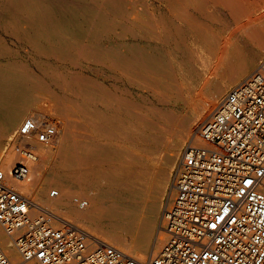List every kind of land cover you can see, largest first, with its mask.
<instances>
[{
  "label": "bare ground",
  "instance_id": "obj_1",
  "mask_svg": "<svg viewBox=\"0 0 264 264\" xmlns=\"http://www.w3.org/2000/svg\"><path fill=\"white\" fill-rule=\"evenodd\" d=\"M257 1L0 0V139L10 142L5 151L0 149V166L9 173L18 162L12 141L24 118L42 121L57 110L65 118H55L57 147L39 146L32 180L17 182L33 209H51L37 195L53 184L59 187L58 198L64 196L60 205L68 209L70 191L78 188L91 205L75 216L57 211L59 219L86 224L85 230L101 233L104 237L95 235L133 257L157 254L167 240L160 232L157 237V220L180 144L191 134L190 144H199L197 125L206 112L264 55V36L248 57H243L239 37L229 40L231 22L246 20ZM4 35L27 43L29 53L8 47ZM78 56L102 66L108 73L105 80L70 68ZM51 58L55 60L49 62ZM214 63L215 74L206 75L209 98L191 116L177 118L157 107L153 99L180 98L194 75L211 71ZM51 103L57 110L49 113ZM174 120L178 140L162 157L161 167L151 172L146 164L156 158L152 144ZM59 152L61 165L47 169ZM12 185L16 189L14 181ZM129 232L137 234L135 240ZM0 248L13 263L22 261L1 225Z\"/></svg>",
  "mask_w": 264,
  "mask_h": 264
},
{
  "label": "built area",
  "instance_id": "obj_2",
  "mask_svg": "<svg viewBox=\"0 0 264 264\" xmlns=\"http://www.w3.org/2000/svg\"><path fill=\"white\" fill-rule=\"evenodd\" d=\"M58 129L50 116L27 118L12 141L18 162L9 173L0 166V225L22 257L18 264H264V58L202 123L206 144L182 152L160 218L167 240L145 259L59 219L54 210L39 207L34 216L31 199L14 188L13 181L32 180L38 147L52 146ZM73 202L89 206L80 196ZM0 264H14L2 248Z\"/></svg>",
  "mask_w": 264,
  "mask_h": 264
},
{
  "label": "rangeland",
  "instance_id": "obj_3",
  "mask_svg": "<svg viewBox=\"0 0 264 264\" xmlns=\"http://www.w3.org/2000/svg\"><path fill=\"white\" fill-rule=\"evenodd\" d=\"M261 2V3H260ZM255 9V10H254ZM257 9V10H256ZM264 0H258L257 3L254 5V7L252 8L251 10V14L248 15V17L246 16V20L245 17L242 18L241 20L239 21H233L231 22L232 23V28L229 32L231 33L232 31V35L231 38L229 36V40L232 41L233 39L239 37V40L238 42L240 43V47H243V57H248L251 55V50L252 48H257L260 40L259 38H261L262 36H264ZM251 19V20H250ZM253 19V20H252ZM258 19V20H257ZM243 21V22H242ZM255 21V22H254ZM248 24V25H247ZM252 24H253V27H252ZM255 24V25H254ZM244 26L246 27L245 30H244ZM251 28H250V27ZM255 26V27H254ZM248 28V30H247ZM246 30L248 32H246ZM245 31V32H244ZM257 33V34H256ZM246 34V35H245ZM248 35V36H247ZM237 36V37H236ZM258 36V37H257ZM4 38L6 39L7 43L6 45L8 47H10L11 49H14L15 50H19L22 54H25L27 55L30 51V48L28 46L27 43L25 42H20L17 38L15 37H10V36H6L4 35ZM256 40V41H255ZM37 60H40V57L39 56H35ZM264 58V55H262L261 57V60L260 62L258 63V65L256 66V68L260 65L261 61L263 60ZM45 60V59H44ZM55 59H48L49 62H53ZM240 59H236V62H238ZM78 61V62H77ZM77 61L76 63L74 64H69V67L72 68L73 70L75 71H78V72H83L85 73L86 75H89L90 78L92 79H98L100 82H103L105 80V78L108 76V73L106 72V70L102 67V66H97L96 64H94L91 60L85 58L84 60V57H77ZM219 64V62H218ZM217 63H214V65L212 66V70L211 71H207V69H203L202 72H199L197 74L194 75V77L191 79V81L189 82L190 86L188 87V89L184 90L183 91V96H181L180 98H176V97H171V98H166L163 99V100H156V99H153L157 105V107L162 111V112H172L176 115L177 118H183V117H189L191 116L195 110H196V106H198L199 104H202L204 102H206L209 98V95H210V89L208 88V82L206 80V75H210L209 73H211L212 75L215 74V68H217L218 66ZM89 65V66H88ZM217 65V66H216ZM81 67V68H80ZM253 69L252 71H250L247 75H245L238 83L232 85L230 87V89L228 90V92L226 93L225 97L227 96V94L229 93V91L234 88L236 85H238L239 83L243 82L246 78H248L253 72L254 70ZM87 69V70H86ZM214 71V72H212ZM95 72V73H94ZM106 75V76H105ZM206 81V82H205ZM107 84H110L111 85V88H113V84H114V81L112 80H109L107 82ZM119 85L123 86L122 85V82H119L118 83ZM203 88V89H201ZM201 90V91H200ZM188 91V92H187ZM207 91V92H206ZM197 95H196V94ZM195 94V95H194ZM205 94V95H204ZM188 95V96H187ZM199 97V99H198ZM224 97V98H225ZM190 98V99H189ZM202 98V99H201ZM198 99V100H197ZM164 100L167 102H164ZM224 100V99H223ZM55 103H51L50 106L46 107V109L49 111V113L51 112H54L56 109V107L54 106ZM196 104V105H195ZM194 107H193V106ZM53 108H52V107ZM219 106V104H216L215 106L211 107L207 112L206 114L204 115V117L202 118V120L200 121V124H198L197 126H201V124L204 122V120L206 118H208L207 116H209L217 107ZM216 107V108H215ZM214 108V109H213ZM55 109V110H54ZM56 114H53V115H50V117L52 118H57L59 120H63L65 118L62 117V115L57 111H55ZM209 113V114H208ZM207 115V116H206ZM61 116V117H60ZM28 118V117H26ZM24 118L19 126H18V129L19 127L21 126V124L23 123V121L26 119ZM61 118V119H60ZM63 118V119H62ZM174 123V124H173ZM176 120L174 121H171V122H167L166 123V127L168 130H165L163 129L159 135H160V140L156 143H153L152 144V147L153 149L156 150V158L155 159H150L147 161V167L149 169V171L151 172H156L160 167H161V159L162 157H164L165 154L171 152L172 148H174V145L176 144L177 142V132H176ZM165 124V123H164ZM196 126V127H197ZM169 127V128H168ZM174 127V128H173ZM197 127V128H198ZM176 132V133H175ZM165 141H164V140ZM200 140L197 142L198 145H205V142L203 141L202 138H199ZM8 140V137H4L2 139H0V149L3 151H5V149L7 148V146H9L10 142L7 141ZM186 142L185 140L180 144V147L178 149V158L180 160V157L182 152L184 151V149L190 144V142H192V134L190 135L189 138H186ZM54 147H57V139H56V143L53 144ZM52 145V147H53ZM50 147V146H49ZM57 158H56V162H52V163H49L46 165L47 169H52L54 166L58 165L60 166L61 165V157H62V154L59 152L57 154ZM179 160L177 159L176 160V163L174 164L171 170V168L169 169V175H170V180H169V183H168V186L164 192V195L162 197V208H161V211H160V214H159V217H158V220H157V228H156V235L158 237L159 235V232H160V237L164 238L166 237V234L161 230V223H160V218H161V215H162V212H163V209L165 207V203L164 201L166 202L167 200V197L170 195V189H171V185L173 183V178L175 176V172H176V168L178 166V163H179ZM178 161V162H177ZM177 164V165H176ZM56 166V167H58ZM2 168V167H1ZM62 169V168H61ZM18 184H21V183H17L14 181V185L16 187V189H18ZM58 190L59 187L55 184L51 185V187L49 186L47 188V190L45 192H43L42 194H39L37 195L38 199L40 200L41 204L43 205H49L51 206V209L54 210L55 212L58 211V213H61V214H68V215H71V216H75V213L76 212H83V210L79 209L74 203H73V198L75 196H80V197H83L85 199H88L89 198L87 197V194L78 189V188H74V189H71L70 191V194L72 195H69V198L68 199V202H69V205H70V208L68 207L67 208H62V206L60 205L62 200L64 199V196H62L61 198H51L50 197V192L52 190ZM19 191L22 192V190L18 189ZM36 196V195H35ZM33 195V197H35ZM57 201V202H56ZM163 203H164V206H163ZM89 204L91 205V201L89 202ZM57 208V209H56ZM38 211L34 210L33 209V212L35 215L38 214L37 213ZM85 212V211H84ZM73 223H77V222H74L72 221ZM79 223H77L76 225H78ZM81 225V224H79ZM78 225V226H79ZM82 226V225H81ZM85 226L88 228V226L86 224H84L82 227H84L85 229ZM86 228V229H87ZM160 228V229H159ZM88 230V229H87ZM158 230V232H157ZM91 232H93V229L91 230ZM95 234H101L99 232L96 233V231H94ZM93 232V233H94ZM164 234V235H163ZM155 235V238H157ZM102 237H104L102 234L100 235ZM127 236L129 237V239L131 240H135L137 234L135 232H129L127 234ZM119 248H122L121 246H117ZM124 249V248H122ZM161 249V248H160ZM125 250V249H124ZM159 250V249H158ZM131 255L135 256L133 253H130ZM138 257V256H137ZM35 264H40L38 261L36 260H33ZM19 262V261H18ZM14 264H17V261L14 262Z\"/></svg>",
  "mask_w": 264,
  "mask_h": 264
}]
</instances>
